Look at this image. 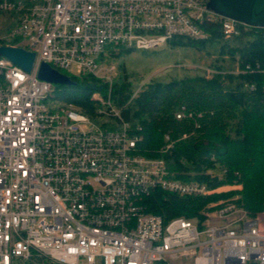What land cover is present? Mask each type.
Returning a JSON list of instances; mask_svg holds the SVG:
<instances>
[{
	"label": "built area",
	"instance_id": "1",
	"mask_svg": "<svg viewBox=\"0 0 264 264\" xmlns=\"http://www.w3.org/2000/svg\"><path fill=\"white\" fill-rule=\"evenodd\" d=\"M0 13L14 17L0 46L35 54L29 72L0 55V264H264V210L220 199L198 221L146 209L155 190L205 196L239 186L209 188L145 155L110 97L120 51L251 26L208 0H0ZM42 62L109 85L91 97L94 116L54 98L55 85L38 78ZM164 140L160 152L175 143Z\"/></svg>",
	"mask_w": 264,
	"mask_h": 264
},
{
	"label": "trees",
	"instance_id": "2",
	"mask_svg": "<svg viewBox=\"0 0 264 264\" xmlns=\"http://www.w3.org/2000/svg\"><path fill=\"white\" fill-rule=\"evenodd\" d=\"M207 28L211 32L207 39L174 38L168 44L197 49L215 46L216 61L224 60L225 54L232 61L237 57L238 73L215 63L210 77L150 82L131 100L132 83L121 65V74L110 88L123 119L141 136L137 146L145 155L162 157L177 177L204 182L209 188L241 183L239 191L205 196L155 190L145 198L146 209L165 220L184 216L202 221L203 210L220 199H233L252 215L264 210V28L248 27L227 39L215 26ZM71 79L72 85H55L54 98L94 116L91 97L95 92L107 96L109 85L92 76ZM181 107L185 115L176 118ZM166 134L175 143L160 152Z\"/></svg>",
	"mask_w": 264,
	"mask_h": 264
},
{
	"label": "rangeland",
	"instance_id": "3",
	"mask_svg": "<svg viewBox=\"0 0 264 264\" xmlns=\"http://www.w3.org/2000/svg\"><path fill=\"white\" fill-rule=\"evenodd\" d=\"M13 18L8 14L0 13V37L13 25ZM218 56V48L210 45L197 49L193 47L176 48L166 44L155 50H132L127 54L116 55L112 58V63L117 67L114 80L120 76V68L123 65L132 83V93L137 94L150 82H168L173 79L204 74L210 77L214 71L212 65L215 63L222 64L229 69V72L238 73L240 71L237 57L235 61H232L225 54L224 60L216 61ZM237 185L239 189L228 190L229 187H225V190L221 191L241 190V183L237 182Z\"/></svg>",
	"mask_w": 264,
	"mask_h": 264
},
{
	"label": "water",
	"instance_id": "4",
	"mask_svg": "<svg viewBox=\"0 0 264 264\" xmlns=\"http://www.w3.org/2000/svg\"><path fill=\"white\" fill-rule=\"evenodd\" d=\"M214 12L251 27L264 28V0H208ZM0 55L23 70L31 71L35 54L22 47L0 46ZM38 78L54 85H72L74 81L66 74L42 62L37 71ZM249 264H257L252 261Z\"/></svg>",
	"mask_w": 264,
	"mask_h": 264
}]
</instances>
